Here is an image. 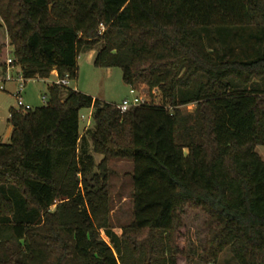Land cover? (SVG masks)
<instances>
[{"label":"trees","instance_id":"16d2710c","mask_svg":"<svg viewBox=\"0 0 264 264\" xmlns=\"http://www.w3.org/2000/svg\"><path fill=\"white\" fill-rule=\"evenodd\" d=\"M0 18L24 80L76 81L80 53L99 47L95 68L120 69L125 85L169 104L121 112L51 85L47 105L11 110L0 264H177L186 210L205 217L201 264L225 251L264 264V0H0ZM4 51L0 41V67ZM82 110L93 120L84 136ZM87 137L104 157L97 167ZM109 158L133 165V219L120 236Z\"/></svg>","mask_w":264,"mask_h":264},{"label":"rangeland","instance_id":"374dc122","mask_svg":"<svg viewBox=\"0 0 264 264\" xmlns=\"http://www.w3.org/2000/svg\"><path fill=\"white\" fill-rule=\"evenodd\" d=\"M0 23L2 24L1 18ZM0 41L5 44L3 61L14 60L12 49L9 47V39L4 28L0 29ZM98 51L99 47L80 53L78 59L79 76L76 81L71 83V88L88 96L101 98L109 104L119 106L123 99L132 97L130 95V87L123 82L122 71L120 69H98L94 67L92 58H96ZM21 76V68L18 65L0 67V82L5 79L11 80L4 84V90L0 89L1 144L11 143L13 130L9 124V117L11 110L19 111L13 93L17 90L16 81ZM56 79L57 74L56 76H51L48 80H28L23 94L24 103L33 108L43 107L42 98L46 97V101L49 102L48 89ZM204 81L205 78L203 76L195 79L192 91L197 90ZM0 86L3 85L0 84ZM134 88L150 105L169 106V104L164 102L159 90H150L146 84H138ZM194 110L195 105L193 104L182 108L185 114H192ZM90 115L91 110H82L80 112L81 136L86 134L87 129L93 128V120ZM82 117H84V121H82ZM85 144L87 153L93 156L95 166L97 167L104 157L93 153L89 137L86 138ZM256 152L264 161V147H257ZM106 166L109 170L108 195L111 222L115 228V232L120 236L122 234L120 228L128 226L133 219V184L131 180L133 165L129 160L109 158ZM95 171L99 172L97 168H95ZM52 210H54V207ZM204 221L205 217L200 212L186 210L183 216L184 228L181 231L179 241L180 247L185 250L186 254L178 257L177 264H201L199 258L206 234V230L203 227ZM217 264H236V262L232 259L229 251H225Z\"/></svg>","mask_w":264,"mask_h":264},{"label":"built area","instance_id":"2783aa9c","mask_svg":"<svg viewBox=\"0 0 264 264\" xmlns=\"http://www.w3.org/2000/svg\"><path fill=\"white\" fill-rule=\"evenodd\" d=\"M104 27H101V31L102 33L104 32ZM13 62L14 60H7L6 64L7 66H13ZM11 81L10 79H5L3 81L0 82V84H2L3 86H0L1 90H4V84ZM73 81L70 80L69 76H66L63 79L58 78L55 80V82H53L51 85H56L59 87H63V88H71V83ZM17 83V90L15 91L14 97L16 99L17 105L19 107V112H29L32 111L34 108L31 107L30 105H26L24 103L23 100V94L25 92V88L27 85V81L23 79V77L21 76V78L19 80L16 81ZM130 95L132 96L129 99H124L121 104H119V109L121 110V112H127L129 109L134 108V107H139L142 105H150L149 102H147L146 100H144V98L136 91L135 88H130ZM43 101V105H47V101H46V97L42 98ZM90 117H92V114L90 115ZM82 121H84V117L81 118Z\"/></svg>","mask_w":264,"mask_h":264},{"label":"crops","instance_id":"0c3cea01","mask_svg":"<svg viewBox=\"0 0 264 264\" xmlns=\"http://www.w3.org/2000/svg\"><path fill=\"white\" fill-rule=\"evenodd\" d=\"M92 59H93V63H94V61H95V58L93 57ZM56 74H57V73H53V74H52V76H56ZM93 98H94V99H98V100H101V101L105 102V101H104L103 99H101V98H98V97H93ZM123 100H124V99H123ZM106 103H107V102H106ZM91 114H92V110H91Z\"/></svg>","mask_w":264,"mask_h":264}]
</instances>
